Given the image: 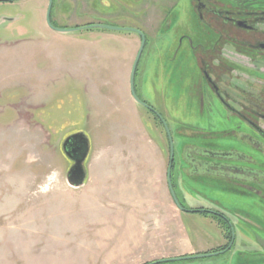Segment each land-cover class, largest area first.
I'll list each match as a JSON object with an SVG mask.
<instances>
[{"label":"rangeland","instance_id":"rangeland-1","mask_svg":"<svg viewBox=\"0 0 264 264\" xmlns=\"http://www.w3.org/2000/svg\"><path fill=\"white\" fill-rule=\"evenodd\" d=\"M48 1L0 2V264H116L131 257H140L136 260L140 262L154 251L173 254L164 259L184 255L188 249L178 239L182 233L177 225L172 240H148L152 216L160 215L159 208L142 213L140 223L126 215L113 217L107 207L97 208L98 202L118 203L129 194L111 188L121 170L115 163L106 169L113 174L103 169L98 175L100 167L94 166L95 181L108 178L109 186L100 189L99 183L92 184L97 202H87L85 188L68 185L66 174L73 163L62 144L72 135L84 134L89 141L87 168L91 159L105 152L148 153L153 178L154 165L165 161L169 167L170 151L159 119L129 102L128 95L134 101L128 77L140 47L139 35L99 29L58 33L46 24ZM236 1L220 0L230 7L243 4ZM253 3L264 7L261 0ZM50 20L57 28L106 24L145 35L137 96L161 115L170 131L171 185L178 204L209 212L181 211L178 226L195 250L188 256L215 254L160 264H264V140L227 114L205 87V109H198L191 84L201 75L189 41L204 43L207 34L193 1L53 0ZM228 48L221 58L232 62V79L264 91V68L256 66L248 52ZM106 63L111 66L108 74ZM107 75L112 83L104 80ZM111 86L119 94L109 93ZM260 88L254 93L263 98ZM257 124L264 131V122ZM250 137L258 144L249 142ZM193 146L245 155L263 176L242 182L202 170L192 175L182 155ZM163 180L169 199L166 175ZM147 187L139 192L142 198L158 197V189ZM228 223L231 243L219 253L230 241Z\"/></svg>","mask_w":264,"mask_h":264},{"label":"flooded vegetation","instance_id":"flooded-vegetation-1","mask_svg":"<svg viewBox=\"0 0 264 264\" xmlns=\"http://www.w3.org/2000/svg\"><path fill=\"white\" fill-rule=\"evenodd\" d=\"M192 1L198 22L207 34L204 43L194 44L187 38L190 54L195 60L197 71L201 75L200 79L191 84L194 88L198 109H201V111L205 109L204 92L207 89L212 93L215 103L217 102L227 114L237 117L247 127L255 130L264 140V131L257 124L259 121L264 122V97L260 98L258 94L254 93L255 88L260 87L250 83L245 84V87L240 85L235 81V78L232 79V62L221 58L222 50L228 46L232 48H228V50L236 53L238 51L248 52L250 58L256 62L255 65L264 68V29H262L264 7H256L253 0H240L243 4H233L232 7L224 5L220 0ZM232 1L238 3L236 0ZM261 1L264 2V0ZM74 65L76 66V64ZM131 69L128 77L129 93ZM110 72L111 66L106 63L105 74ZM137 72L138 66L134 76V91L136 94L138 90L140 91L136 84ZM105 77V81L112 83L108 75ZM116 86L109 87L108 92L119 94ZM260 90L264 94L263 89L260 88ZM207 103L210 104V100ZM155 119L157 118L155 117ZM247 140L257 143L256 139L252 137L247 138ZM78 145L76 144L75 147ZM211 152L196 146L191 147L182 155L189 163L187 170L192 175H198L202 170L207 175L212 173L226 177L229 180L242 182H254V178L256 180L259 175L263 176V173L252 167L251 161L245 155L229 153L226 156H221ZM240 162H244L245 166ZM199 211L203 210L199 209ZM218 252H225V250Z\"/></svg>","mask_w":264,"mask_h":264},{"label":"crops","instance_id":"crops-1","mask_svg":"<svg viewBox=\"0 0 264 264\" xmlns=\"http://www.w3.org/2000/svg\"><path fill=\"white\" fill-rule=\"evenodd\" d=\"M125 95V94H124ZM129 97V102H134L132 99ZM89 154V153H88ZM94 158V157H93ZM152 161L151 156L148 153H138V154H124L123 152L119 153H102L100 155L95 156V158L90 160L88 168L85 166L86 169V183L80 188H85L89 192V197L88 201H96L98 198L94 197L95 196V189L93 188L92 184L94 182L99 183L100 189H108L109 186H107V181L101 178L98 181H95L96 174H94V166L100 167V171L97 172L98 175H100L103 172V169L105 170V174H113V170L111 172H108L107 170L110 171V164L115 163L117 167H121V170L118 169L117 172H121L124 174V177L121 178V175L117 173L116 177H113L114 182L113 190H119L121 189L128 191V196L125 198H122L121 201L118 203L109 201V202H98L96 203L97 208H101L104 211V207H107L111 211V215L113 217H118V218H123L126 217L132 221L133 223L141 221V214L142 213H147V212H153L156 211L157 208H159V213L155 214V216H152L153 218V228H152V233L151 237L148 238L151 239L150 242L156 243V241L159 242H164V241H170L174 237L173 235V228L175 225H177L178 228V234L180 232L181 238H178L180 241H182L185 245L186 248L188 249L187 252L184 255H176V257H182V256H188V255H194L195 250L192 248L190 241L188 237L182 232L181 229H179V220H181V211L178 209V207L175 205L171 194L169 199L165 195V191L163 187L166 185L164 184L163 177L166 175V183H167V165L164 161L162 165H159L156 167L155 165L153 168V178L150 177V171L149 170V163ZM155 161V159H154ZM104 163V164H103ZM107 169V170H106ZM112 169V168H111ZM126 170L128 174L126 173ZM117 179V180H115ZM104 184V185H103ZM148 186V187H147ZM168 186V184H167ZM147 187V190L151 187H154L155 189L159 190L158 197L154 196V198H142L139 195V192ZM160 188L163 190V194L160 197ZM169 189V188H168ZM148 192V191H147ZM170 193V191H169ZM90 198H94V200H90ZM105 203V204H104ZM174 205L177 208V218L174 217ZM163 209V212L161 213V210ZM115 211V212H113ZM126 215V216H125ZM103 222V221H102ZM125 256V255H124ZM173 256V254L171 255ZM167 253L163 252H156L154 251L153 254H151L149 257H147L145 260H142L140 262H136V260L141 259L140 257L135 258L131 257L133 260H127L123 261L121 260L119 263L117 262L116 264H148L154 261H158L160 259L168 258L171 257ZM135 258V262H134ZM110 262V261H109ZM108 262V263H109ZM134 262V263H133Z\"/></svg>","mask_w":264,"mask_h":264},{"label":"water","instance_id":"water-1","mask_svg":"<svg viewBox=\"0 0 264 264\" xmlns=\"http://www.w3.org/2000/svg\"><path fill=\"white\" fill-rule=\"evenodd\" d=\"M0 1L13 2L16 0H0ZM52 2H53V0L48 1L45 19H46L47 26L50 29H52L53 31H56L58 33H66L67 34V33H73V32L80 31V30L99 29V30H111V31H115V32H124V31L125 32H133V33H136L137 35H139L141 43H140V47L138 49L137 55L134 59L132 69H131V74H130V86L129 87H130L131 96H132L135 103H137L139 106L146 108L149 112L154 114L155 117L157 119H159V121L161 122V124L164 127V130L166 132V135H167L168 141H169V145H170V159H169V167L167 169V184H168V188H169L171 197H172L175 205L178 207V209L180 211H183L186 213H193V212L198 211V210L184 209L178 204L174 190H173L172 185H171V167H172L174 152H173V142H172V137L170 135V131L168 129L167 124L165 123V121L161 117V115H159L152 107L147 105L145 102L141 101L134 91V76H135V72H136L141 54H142L144 47H145V35L137 29L113 27V26H108L106 24H95V25H88L85 27L71 28V29H69V28H57V27L52 25L51 20H50ZM76 144H79L80 146L78 145L77 147H75ZM62 151H63L64 155L66 156V158H68L73 163L72 166L70 167V169L68 170L67 174H66V181H67L68 185L70 187L76 188V189L82 187L86 181V175H87L86 169L84 166V163H85L87 156H88V153H89V141H88L87 137L81 133L67 137L62 144ZM220 253H224V252H220ZM212 255H215V254L197 255V256H182V257L173 258V259L158 260V261H154V262H151L148 264H160V263H165V262H175V261L177 262V261H183V260H192V259H197V258H202V257H209Z\"/></svg>","mask_w":264,"mask_h":264},{"label":"trees","instance_id":"trees-1","mask_svg":"<svg viewBox=\"0 0 264 264\" xmlns=\"http://www.w3.org/2000/svg\"><path fill=\"white\" fill-rule=\"evenodd\" d=\"M211 153H213V152H211ZM215 154H220V155H222V156H226V155H228L229 153H215ZM254 181H255V179H254ZM196 212H198V213H203V214H208V211H205V210H203V211H196ZM216 217V216H215ZM223 218H225L224 216H222ZM227 221H229V220H227ZM227 228H228V230L230 231V233H229V237H228V239H230V241L228 242V244H227V246L225 247V248H223L222 250H225L226 251V249H227V247H228V245H229V243H231V234H232V232H231V229H232V225L230 224V223H228L227 224Z\"/></svg>","mask_w":264,"mask_h":264}]
</instances>
